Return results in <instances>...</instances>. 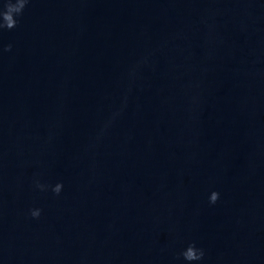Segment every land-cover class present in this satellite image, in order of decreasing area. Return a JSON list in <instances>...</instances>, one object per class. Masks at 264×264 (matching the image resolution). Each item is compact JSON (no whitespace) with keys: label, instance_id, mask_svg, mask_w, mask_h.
<instances>
[{"label":"water","instance_id":"1","mask_svg":"<svg viewBox=\"0 0 264 264\" xmlns=\"http://www.w3.org/2000/svg\"><path fill=\"white\" fill-rule=\"evenodd\" d=\"M17 18L0 264H264V0H30Z\"/></svg>","mask_w":264,"mask_h":264},{"label":"clouds","instance_id":"2","mask_svg":"<svg viewBox=\"0 0 264 264\" xmlns=\"http://www.w3.org/2000/svg\"><path fill=\"white\" fill-rule=\"evenodd\" d=\"M30 3V0H3V5L0 6V31L5 29L11 30L19 24L17 17L22 16L25 8ZM12 45L8 44L5 50H11ZM36 187L41 191H45L48 187L52 188V191L59 195L63 189V182H58L54 186L46 185L36 182ZM220 193L218 191H213L210 195V203H215L219 199ZM41 208H33L30 210V215L33 218H39L42 214ZM183 258L188 261H200L205 256V251L203 248H198L196 243L193 242L188 245V247L180 253Z\"/></svg>","mask_w":264,"mask_h":264}]
</instances>
